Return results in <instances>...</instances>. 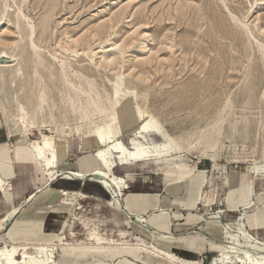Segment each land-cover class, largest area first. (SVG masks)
<instances>
[{
	"label": "rangeland",
	"instance_id": "rangeland-1",
	"mask_svg": "<svg viewBox=\"0 0 264 264\" xmlns=\"http://www.w3.org/2000/svg\"><path fill=\"white\" fill-rule=\"evenodd\" d=\"M186 1L191 5L187 15L182 8ZM221 2L0 0V53L9 55L0 63L10 66L2 68L6 77L0 80V99L12 118L9 125L0 106V126L6 134L13 131L10 143L22 144L25 128L14 117L19 105H24L36 125L29 139L41 141L42 135H48L58 143L60 135L52 128L72 131L67 137L69 156L61 165L94 154L78 145L90 129L108 122L123 129L113 140L132 149L131 132L138 124L129 126L126 117L121 121L117 108L122 99L134 95L133 104L145 114L139 122H157L181 146L160 162L149 161L151 175L160 176L162 183L176 182L182 171L187 177L203 179L187 196L180 190L166 198L163 184L161 197L168 201L164 204L168 211L183 213V228L175 217L168 218L167 226L149 224L154 212L144 223L137 215L129 218L122 211L127 190L119 195L110 191L108 198L85 195L73 200L63 213V221L69 223L64 227L65 241L90 245L96 242L92 233H99L112 239L113 245H140L145 251L139 256L168 264L192 260L247 264L241 262L245 250L264 253L242 237L235 225L239 220L226 219L221 210L226 207L233 172L240 173L242 181L248 179V184L251 176L253 182L257 178L259 190L264 191L260 173L264 171V0ZM226 32L233 40L225 38ZM235 40L240 46H232ZM92 85L103 111L87 118L79 108L83 101L77 98L85 101L87 94L80 89L89 92ZM206 138H212V147L203 148ZM140 140L147 144L163 138L152 133ZM121 170L116 166L115 175L122 177ZM166 171L171 176L166 177ZM116 198L121 205H116ZM261 199L264 202V193ZM260 205L249 212L255 216ZM243 229L252 242L264 246V238L255 234V219L245 222ZM5 233L0 229L1 246L10 241ZM158 250L171 253L179 262ZM17 257L21 259V253ZM54 257L55 263L62 260L58 249Z\"/></svg>",
	"mask_w": 264,
	"mask_h": 264
},
{
	"label": "crops",
	"instance_id": "crops-1",
	"mask_svg": "<svg viewBox=\"0 0 264 264\" xmlns=\"http://www.w3.org/2000/svg\"><path fill=\"white\" fill-rule=\"evenodd\" d=\"M12 136L10 131L9 134L2 132L0 126V179L8 183L5 188H0V220L14 210L16 211L3 228L7 230L5 235L10 241L19 243H50L63 237V243L74 244L65 241L64 227L68 226L69 223L66 220L63 221V213H67L70 210L73 200L77 196L84 197L89 195L94 198H108L110 191L114 195H119L122 194L123 190H127L122 211L129 218L137 215L144 223L147 222L146 216L154 212V217H151V215L149 218V224L162 222L167 226L169 225L168 218L170 217H175L174 221L178 227L183 228L186 224L183 213L167 210L166 204H164L165 200L161 197L163 184L165 186L166 183L160 182V176H152L150 169L147 170L149 161L137 162L141 164L134 163L126 167L119 163L117 166L122 167V177L126 180V183L128 182L129 186L128 189L124 188V186V189L122 188L120 191L114 185L116 187L115 191L114 186L106 187L102 182V176L96 174L99 169H103V165L95 156V149L90 150L94 151V154L77 156L74 161L61 165L69 156L70 148L68 144H57V159L53 161L49 150H45V158L40 157L35 144L27 142H22V144L10 143L8 140ZM37 145L41 146V144ZM78 148L82 149L80 144ZM75 172L82 175L73 174ZM184 175L179 173V179L176 182L166 185V198L177 194L180 190H185V195L187 196L192 191V188L198 184L197 181L201 183L203 180L201 176L191 178V176L187 177L186 174ZM231 175L232 181L226 190V207L221 210L226 212V219L239 220L235 225L238 227L242 237L249 241L253 248L264 250V246H258V244L252 242V236L243 229L245 222L253 218L255 219L256 236L264 238V202L261 199L264 191L259 190L257 178L254 182L250 179L248 184V179L242 181V175L237 171L231 173ZM64 191L70 192L68 195L73 194V196L65 195ZM114 202L117 206L121 205L120 199L116 198ZM165 203L168 204V201H165ZM255 204L261 205L256 208L254 211L255 216H253L249 210ZM260 213H262L261 220L257 221ZM179 214L182 217L176 218ZM191 215L194 214L191 213ZM154 227L156 226L154 225ZM157 227L161 228V225ZM226 233L228 237L232 238L233 234L229 231H226ZM91 237L96 241L92 245H109L119 248L130 246L113 245L115 243L112 239L101 237L99 233H92ZM168 254L174 257L171 253ZM125 257L117 256L115 258L117 264H124ZM128 258L130 259V257ZM148 258L151 259L152 257L148 255ZM175 258L178 259L177 257ZM192 262L200 263L197 260H192L186 261L184 264ZM151 264H168V261L154 258Z\"/></svg>",
	"mask_w": 264,
	"mask_h": 264
},
{
	"label": "bare ground",
	"instance_id": "bare-ground-1",
	"mask_svg": "<svg viewBox=\"0 0 264 264\" xmlns=\"http://www.w3.org/2000/svg\"><path fill=\"white\" fill-rule=\"evenodd\" d=\"M225 1L226 0H222L223 3H225ZM182 4H183L182 8L184 9L183 12L187 15L191 8V5L187 1L183 2ZM230 13L232 12L230 11ZM231 37L232 36H230V33L226 32L225 38L233 40V38ZM232 46L236 47V46H240V44L237 43L235 40V42L232 43ZM4 57H9L7 52L0 53V59ZM15 65L18 66V63H14V66ZM4 67H10V66L0 63L1 82H2V79H5L6 77V75L2 72V68ZM15 70L18 72L19 71L18 67ZM63 72H64L65 77H67L65 68H63ZM1 89L2 88L0 87V92L2 91ZM94 89L95 87H93V85L91 86L89 92H87V90L85 89H80V90H83L84 94H87L86 96L87 98L85 101L83 98H80V97L77 98L78 101H83L79 108L82 110L84 117H87V118H90V116L94 112L100 113L103 111L101 104L98 102L99 94L97 92L96 94L95 93L93 94V92L96 91ZM118 92H119V89L118 87H116L115 94H117ZM41 98L43 101L45 100L44 97L41 96ZM133 99H134V95L132 97L128 96L122 99L123 101L120 102V105H118V108H117V112H118V115L121 121L126 117V119L129 122V126H135L136 124H138L137 128H134L131 132V134L133 135V137L131 138V142L134 144V147L132 149L126 146L121 140H118V139L113 140L114 136L119 134L123 130V129L121 130L118 126L114 125L113 122H108L107 124L103 126L97 125L95 128L90 129L89 133L84 135L83 142L80 144V148H82L83 150H87V151H90L93 149L96 150L95 156L102 162V165H103V169H99L96 174L98 176L99 175L102 176L103 184L108 188L115 185L116 187L120 189V191L125 186L126 180L123 177L115 176L113 173L114 168L119 163H121L123 167H126V166L132 165L137 162H145V161H151V160H154L155 162H160L161 160L169 156L170 153H172L173 151H177L178 149L181 148L179 143H173L171 141L167 132H165L158 125L157 122L149 121V120H144L142 122H139L141 117H143L145 114L142 108L133 104ZM0 106L5 112L4 116H5L7 123L10 125V123L12 122V118L10 114L7 113L6 110H4L5 102L3 101V99H0ZM17 110H18V114L14 118H16L15 120L22 123L25 128V131L23 133V140H21V142L35 144V148L37 149V152L40 157L45 158L44 152L45 150H49L52 155V160L54 161L55 159H57V148H56L57 144H68L69 145L67 141L68 140L67 137L69 134H71L72 131L69 129H63V128L61 129L52 128L53 131L57 132L60 135L58 143L55 141L54 136H48V135H42L43 137L41 141H37V139L31 140L29 139L28 135L30 134V131L33 128H35L36 125L31 120V118L28 117L29 113L26 111V108L24 105H19ZM104 128L106 131L104 130ZM10 133L13 135L12 130H10ZM152 133L161 136L163 140L161 142H151L147 144L141 143L140 138H145V139L149 138ZM37 144H41V146ZM104 144H107V145H104ZM204 144L206 145H204L203 148L209 147V146L212 147V144H214V141L212 140V138L210 139L206 138ZM69 148H70V145H69ZM166 173H165L166 177L167 176L169 177V175L171 176V173L169 174L168 173L166 174ZM181 173L183 176H185L184 174H186L185 171H182ZM260 173H263L264 175V171ZM73 174L78 175V176L82 175L78 172H75ZM177 179H179V175H177ZM252 180H253V176L251 177V181ZM0 181H1L0 188L1 189L5 188V185H7L8 183L4 182L1 179ZM169 183L170 182H166V185ZM115 186L114 188L116 191ZM69 193L67 191H64L65 195H68ZM68 196H73V194H70ZM15 213L16 211L14 210L8 216L0 220V229L4 228L5 223L11 220V218L14 216ZM62 239L63 237L60 238L58 241L50 242V243H19V242L9 241L10 244L6 243L3 246L0 245V264H79L85 261L87 262H85L84 264H117V263L111 262V260H114L117 256H124V257L126 256L124 258L126 259L124 261V264H151L152 260H154V258H151V259L144 258L143 255L139 256V254L144 253L145 251L143 247L140 245L126 246V247H120V248L115 247V246H109V245H92V244L75 245V244L63 243ZM56 249L60 251L62 260L60 262L55 263L53 258H55L54 253ZM19 253H21V259H18L17 257ZM158 253L160 255H166L167 258L173 262H179L178 259L170 256L168 253L162 250H158ZM244 254H245V258L241 259V262L246 260L247 264L248 262L249 264H264V253L263 252L254 254L251 250L248 249L244 251ZM131 256H136V259H135L136 261L134 259L128 258ZM44 259H46V261L45 263H42ZM137 262H141V263H137ZM189 264H200V263L192 262ZM233 264H238V263L234 262Z\"/></svg>",
	"mask_w": 264,
	"mask_h": 264
},
{
	"label": "built area",
	"instance_id": "built-area-1",
	"mask_svg": "<svg viewBox=\"0 0 264 264\" xmlns=\"http://www.w3.org/2000/svg\"><path fill=\"white\" fill-rule=\"evenodd\" d=\"M125 188H128V185ZM203 259H205V257Z\"/></svg>",
	"mask_w": 264,
	"mask_h": 264
}]
</instances>
